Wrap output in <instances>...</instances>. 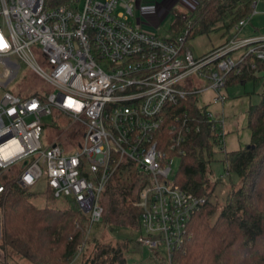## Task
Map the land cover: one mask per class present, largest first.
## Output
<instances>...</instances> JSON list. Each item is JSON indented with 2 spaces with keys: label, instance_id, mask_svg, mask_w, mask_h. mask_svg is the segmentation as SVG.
<instances>
[{
  "label": "built area",
  "instance_id": "2783aa9c",
  "mask_svg": "<svg viewBox=\"0 0 264 264\" xmlns=\"http://www.w3.org/2000/svg\"><path fill=\"white\" fill-rule=\"evenodd\" d=\"M203 1L211 0H141L137 10L152 5L155 16L163 12L161 21L173 22L177 6L193 11ZM144 22L134 0H69L53 9L45 0H0V194L13 176L25 189L45 178L54 196L77 202L92 226L104 214L101 198L112 175L133 163L143 178L136 243L173 264L207 201L175 185L173 165L184 153L189 119L175 114L166 129V118L180 101L208 90L212 102L225 103L227 74L249 54L262 61L264 74V37L234 36L196 57L187 45L191 21L174 40ZM29 76L44 86H30ZM50 116L71 122L76 151L58 140L43 145V119Z\"/></svg>",
  "mask_w": 264,
  "mask_h": 264
},
{
  "label": "trees",
  "instance_id": "16d2710c",
  "mask_svg": "<svg viewBox=\"0 0 264 264\" xmlns=\"http://www.w3.org/2000/svg\"><path fill=\"white\" fill-rule=\"evenodd\" d=\"M257 1L211 0L203 1L193 11L175 10L170 39L181 36L190 21L193 29L188 41L221 29L230 33L240 21L250 19ZM45 2L47 9L69 4V0ZM258 81L263 87L260 101L252 104L248 113L251 142L241 150H222V130L214 127L215 122L207 107L200 104L198 95L180 101L166 118V129L175 114L186 113L189 119L190 130L182 145L184 153L175 185L207 201L190 221L185 244L174 253L173 264H264L263 63L249 54L227 74L228 86ZM217 153L222 155L230 183L222 207L213 199L208 178ZM233 175L239 179L237 184L231 180ZM141 180L133 163L118 167L101 198L105 210L101 223L140 231V208L136 204ZM4 184L6 193L0 194L1 246L6 254L14 253L31 264H72L78 258H82L81 264H129L123 247L118 245L97 243L87 256L88 217L74 200L65 198L61 205L48 202L45 207H37L28 196L29 189L21 187L13 177L5 179ZM158 256L151 255L150 264H166L164 257Z\"/></svg>",
  "mask_w": 264,
  "mask_h": 264
},
{
  "label": "rangeland",
  "instance_id": "374dc122",
  "mask_svg": "<svg viewBox=\"0 0 264 264\" xmlns=\"http://www.w3.org/2000/svg\"><path fill=\"white\" fill-rule=\"evenodd\" d=\"M101 1H105V0H101ZM138 1L141 2V0H134V11L136 17H142L143 20L145 21L144 24L148 27V29L154 30L156 33H158V35H160V37L165 38L169 36L170 26L172 23L171 17H168L166 20L161 21L160 18H162L161 16L163 12L159 14L160 17L155 16L153 14V11L150 10L151 9L150 7H152V5L143 6L144 10H147V13L141 14V12L137 10ZM183 1H187L190 5H193L191 0H183ZM152 2L153 0H142L143 4H150ZM261 9L262 7L260 6V9H258V11ZM176 10L185 13L187 9L183 8L182 6H177ZM247 25H248L247 28H250L252 31L254 30L255 27L253 26V22L247 23ZM211 38L214 39L216 37H213V35H211ZM192 40L193 39H190L187 44L188 47H191V50L193 49ZM193 51H194L193 54L195 53L194 55L198 57L199 54L195 47ZM238 54L235 53L233 54V56L237 58V56L239 57L242 53H238ZM21 73L23 75L26 72L23 70ZM27 80L29 82V85L35 88L44 86L43 80L40 79L39 77L29 76ZM205 83L206 84L204 86L208 84L207 81H205ZM248 84H251L250 86H253V82H248ZM204 99H205V92L200 95L201 105L203 104ZM54 122H56L57 125L54 124ZM43 123L45 126L42 132L41 139L45 147L49 146L55 140H58L64 146L67 147L70 153L78 149V145L75 142V134H73L72 132L73 126H71V122L68 120L66 116H60L58 118L54 116L44 117ZM215 158L216 160L211 164V167H209L208 178L211 183V191H213L214 193L213 199L218 203L220 207H222L225 201V196L227 195V192L230 188V183L228 181L229 180L228 177L226 176L225 165L221 161L222 155L217 153ZM179 163H180V159H175L173 169L176 172L178 170ZM19 166H22V164L20 163ZM15 177L16 176H13V178ZM231 180L236 184L239 182V179L236 175H233ZM49 191L50 189L47 186L46 179L43 178L39 180L34 187H31L28 190V194H29L28 196H30L31 201L37 207H45L46 203L48 202L50 203V205H54V204L61 205L63 204V202H65L66 199L64 197L54 198L55 201H53L52 200L53 197L52 195H50L51 193ZM87 230H88V236H87L88 243L86 245L87 256H89L90 253L93 251L95 244L104 243V244H111L113 246H117V245L122 246L124 249L125 257L129 264H136V263L150 264L152 253L148 249L141 247L136 243V240L139 236V231L124 229V228H115L101 222L96 223L92 226L90 225L87 226ZM0 235H1V228H0ZM6 255L8 256L10 255L9 264H31L14 253L6 254ZM81 263H82V258H78V260H76L72 264H81Z\"/></svg>",
  "mask_w": 264,
  "mask_h": 264
},
{
  "label": "crops",
  "instance_id": "0c3cea01",
  "mask_svg": "<svg viewBox=\"0 0 264 264\" xmlns=\"http://www.w3.org/2000/svg\"><path fill=\"white\" fill-rule=\"evenodd\" d=\"M260 6L262 9L258 11ZM254 8V13L248 22H253V26L255 27L253 31L247 28L248 25H246L234 35L232 31H230V33H225L224 29L200 35L192 40V47L193 49L194 47L196 48L199 54L198 56L207 54L211 49L225 44L234 36L238 39L264 37V0H258ZM211 35L216 38L212 39ZM193 49L192 52H194ZM250 85L251 84L247 82L228 86L225 90L227 96V101L225 103L212 102V98L215 95L214 92L211 90L205 92V99L202 105L206 106L214 119L223 125L224 137L222 150L225 152L229 153L241 150L251 142V131L248 128V113L252 104L259 103L263 87L262 81L253 82V86ZM0 218L1 228L3 219L1 209ZM9 258L10 255H6V251L0 244V264H9Z\"/></svg>",
  "mask_w": 264,
  "mask_h": 264
},
{
  "label": "water",
  "instance_id": "95a60500",
  "mask_svg": "<svg viewBox=\"0 0 264 264\" xmlns=\"http://www.w3.org/2000/svg\"><path fill=\"white\" fill-rule=\"evenodd\" d=\"M27 163L25 162V165H26Z\"/></svg>",
  "mask_w": 264,
  "mask_h": 264
}]
</instances>
